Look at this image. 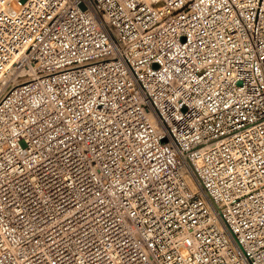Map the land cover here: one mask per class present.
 I'll return each instance as SVG.
<instances>
[{
  "label": "built area",
  "instance_id": "1",
  "mask_svg": "<svg viewBox=\"0 0 264 264\" xmlns=\"http://www.w3.org/2000/svg\"><path fill=\"white\" fill-rule=\"evenodd\" d=\"M0 264H264V0H0Z\"/></svg>",
  "mask_w": 264,
  "mask_h": 264
},
{
  "label": "bare ground",
  "instance_id": "2",
  "mask_svg": "<svg viewBox=\"0 0 264 264\" xmlns=\"http://www.w3.org/2000/svg\"><path fill=\"white\" fill-rule=\"evenodd\" d=\"M14 8H16V6Z\"/></svg>",
  "mask_w": 264,
  "mask_h": 264
}]
</instances>
